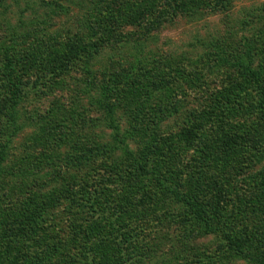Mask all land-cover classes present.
Returning a JSON list of instances; mask_svg holds the SVG:
<instances>
[{"label":"rangeland","instance_id":"1","mask_svg":"<svg viewBox=\"0 0 264 264\" xmlns=\"http://www.w3.org/2000/svg\"><path fill=\"white\" fill-rule=\"evenodd\" d=\"M92 3L0 0V264H35L55 246L63 253L43 264H260L264 0H208L191 14L161 4L151 35L123 31L136 43L118 37L89 61L48 56L89 45ZM153 170L220 201L245 254L222 229L191 232L185 209L158 202Z\"/></svg>","mask_w":264,"mask_h":264},{"label":"trees","instance_id":"2","mask_svg":"<svg viewBox=\"0 0 264 264\" xmlns=\"http://www.w3.org/2000/svg\"><path fill=\"white\" fill-rule=\"evenodd\" d=\"M170 1L174 2V6L168 4ZM205 2L206 5H203L202 3L205 4ZM218 3L219 1L216 4H213V6H219ZM161 4L170 6L173 12L176 10L174 14H183L187 12L191 14V12L196 13V10H199L198 13H200L203 9H206L208 0H162V2H158L157 0H95V3L91 4V8L87 11L86 17L84 18L85 30L89 33V45L85 43L81 45H61L58 47L57 53L56 50L53 52L48 51L47 55L51 56V54L54 53L56 61H60L61 64L70 62L72 59H80L81 57L89 61V58L94 54L101 52L102 47L106 44H118L120 42L119 40H116L119 39L118 37L126 35L128 38L134 39L135 35H132L131 32L127 34L123 33L126 28H134L136 32L141 31V36L151 35V32L161 27L164 22L161 18L164 17L165 12H158V7ZM221 7L225 8L226 6L224 7V5H222ZM157 12L159 15H157L156 19L154 18V15ZM134 40L135 43L139 41L137 37ZM141 47L142 45L138 42L135 49L141 51ZM6 57L9 61L12 60L10 55H7ZM221 59H225V57H221L220 60ZM87 64L88 63H86V65ZM63 67V65H60V68ZM52 72H54V74H59L62 71L57 70ZM254 76L255 83L259 86L262 107H264V79L260 73H254ZM10 85H12L15 90L14 96L17 95V97H15L16 101H21V97L24 95L27 86L23 85L22 82L18 83L16 76L12 79V84ZM107 90L109 91V88ZM94 104L99 109H104L106 106L104 102L97 101ZM133 171L134 176H139L138 169H134ZM156 171L157 172L154 170L152 172L148 171V173H151L155 179H158V184L161 187V195L158 196V202L168 205H179L182 210L185 209V214L188 215L185 217L187 222L185 225L187 224L189 226L191 232L198 228L203 233L222 229V233L224 232V236L228 244L231 245V249L238 251L240 254H245V250L247 249V237H243L241 231L236 233V230L232 225L233 223L236 224V221L225 217L224 213H221L219 210L220 201L213 200L207 202L204 197L202 185H198V183L193 185L194 187H189L188 189L181 191L182 188L179 187V185H173L170 183L169 179L162 175L161 171ZM148 196L149 195L145 194V197ZM214 208L215 210H213ZM72 228H74V225ZM78 232L77 229H74L72 240L70 242H73L80 237ZM89 234L91 233H88V235ZM83 236L86 237L85 234ZM92 238V242L95 243L94 236ZM63 246L65 245H61V248ZM55 247L56 250H51L48 254L44 253V255L39 256V258L35 256L37 260L35 264H43L42 258H44L43 260L47 259L50 261V257L52 258L53 253L55 255L61 250L63 253V249H59L58 246ZM260 264H264V260L260 261Z\"/></svg>","mask_w":264,"mask_h":264}]
</instances>
